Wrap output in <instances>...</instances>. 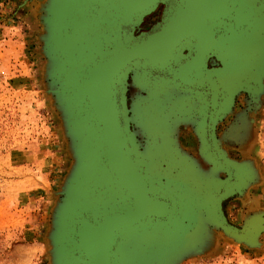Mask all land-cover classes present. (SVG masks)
<instances>
[{"label":"water","instance_id":"1","mask_svg":"<svg viewBox=\"0 0 264 264\" xmlns=\"http://www.w3.org/2000/svg\"><path fill=\"white\" fill-rule=\"evenodd\" d=\"M33 2L45 94L71 158L50 211L49 264H182L218 236L258 247L264 211L239 225L224 212L258 172L230 158L216 130L239 96L247 110L260 107L264 0H21L17 8ZM130 88L144 94L132 98ZM167 97L175 117L159 119ZM252 122L237 117L225 137L245 143ZM179 126L193 132L206 169L180 147Z\"/></svg>","mask_w":264,"mask_h":264},{"label":"rangeland","instance_id":"2","mask_svg":"<svg viewBox=\"0 0 264 264\" xmlns=\"http://www.w3.org/2000/svg\"><path fill=\"white\" fill-rule=\"evenodd\" d=\"M20 2L0 0V264L4 260L7 261L5 264H49L46 233L50 211L56 199L54 193L62 184L71 158L59 116L45 94L42 81L44 58L38 40L41 27L35 13L37 3L17 8ZM153 18H149L148 22ZM143 94L137 89H129L132 98ZM245 116L253 120L250 138L242 144L226 138L229 125L237 117L245 120ZM43 121L57 138L58 173L53 182L43 184L45 190L49 188L51 193L47 200L48 210L39 230L42 238L39 237L35 242L39 251H36L33 262L27 263V253L20 246L24 243L20 226L22 218L27 215V189L20 187L19 183H12L8 178L2 152L3 145L7 146L10 140L17 141L20 137L26 139L25 142L32 140L33 134L40 131ZM216 132L230 158L250 161L258 172L256 183L248 188L242 198L231 199L224 205L228 221L239 225L248 214L264 211V95L255 112L247 110L243 96H239L233 113L218 124ZM176 137L180 147L206 169V164L197 155V141L191 129L179 126ZM259 243L256 248H247L218 236L208 252L182 264H264V233L259 237Z\"/></svg>","mask_w":264,"mask_h":264},{"label":"crops","instance_id":"3","mask_svg":"<svg viewBox=\"0 0 264 264\" xmlns=\"http://www.w3.org/2000/svg\"><path fill=\"white\" fill-rule=\"evenodd\" d=\"M33 139L26 142V139L21 137L17 141L10 140L7 146L3 145L2 152L8 178L12 183H19L20 187L27 189L26 204L28 209L26 212L28 218L27 215L24 216L20 226V234L24 240L20 246L27 253V263H32L36 251H39L35 242L39 237L42 238V234L39 232L48 210L47 200L51 193L49 188L45 190L43 184L53 182L58 173L59 164L57 138L53 130L51 132V129L48 128L46 122L43 121L40 124V131L33 134ZM6 262L4 260L3 264Z\"/></svg>","mask_w":264,"mask_h":264},{"label":"bare ground","instance_id":"4","mask_svg":"<svg viewBox=\"0 0 264 264\" xmlns=\"http://www.w3.org/2000/svg\"><path fill=\"white\" fill-rule=\"evenodd\" d=\"M162 85H157V86H153V92H157L161 89ZM166 103H161L159 104V107L156 115L158 116V118H162V119H169L171 120V118L173 119V117H175V113H174V109H172V104H171V97H167L166 99ZM183 103L179 104L182 105ZM161 106V107H160ZM165 106V107H164ZM154 108H156V105L154 106Z\"/></svg>","mask_w":264,"mask_h":264},{"label":"flooded vegetation","instance_id":"5","mask_svg":"<svg viewBox=\"0 0 264 264\" xmlns=\"http://www.w3.org/2000/svg\"><path fill=\"white\" fill-rule=\"evenodd\" d=\"M161 10H162V6H160L152 15H150L149 17L145 19V22L143 24L144 30L148 29L152 24H154L156 21L159 20ZM151 17H154V18L151 20V22H148V19L149 18L151 19Z\"/></svg>","mask_w":264,"mask_h":264}]
</instances>
